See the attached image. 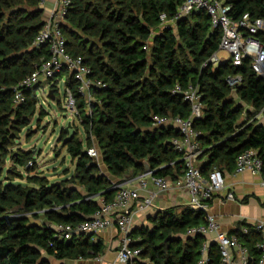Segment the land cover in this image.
<instances>
[{"label": "trees", "instance_id": "16d2710c", "mask_svg": "<svg viewBox=\"0 0 264 264\" xmlns=\"http://www.w3.org/2000/svg\"><path fill=\"white\" fill-rule=\"evenodd\" d=\"M183 1L70 0L60 23L67 51L81 56L106 86L93 91L96 101L91 102L90 112L74 91L86 136L82 141L76 131L60 130V140L75 159L68 185L32 173L34 153L18 145L21 132L31 131L28 126L38 99L36 86H16L46 54L30 47L43 23L41 0H0V264H75L95 257L102 251L100 240L93 241L86 233L62 238L53 225H76L93 215L98 196L105 202L113 198L111 177L120 181L125 175L143 173L144 162L153 174L171 180L182 174L183 162L171 143L179 132L170 124H152L153 115L189 117V103L171 92L176 84L193 86L200 97L202 113L192 126L201 149L197 158L201 172L206 174L212 167L231 171L236 156L253 148L264 173V124L255 118L240 120L243 113L249 114L247 107L264 111V78L251 69L248 58L237 66L229 59L209 61L218 50L220 28L211 24L204 10L178 17L172 25L170 20ZM223 1L230 5L232 18L247 13L251 21L264 24V0ZM161 13L167 22L160 21ZM255 37L264 46V26ZM236 74L241 81L232 89L226 79ZM66 84L74 90L69 76ZM15 89L23 96L19 103L13 101ZM51 89L57 100L56 86ZM44 115L39 108L36 122ZM91 137L108 175L86 153ZM7 160L11 165L5 167ZM16 212L29 215L14 216ZM149 221L150 227L130 232L131 246L141 248V257L147 258L144 264H199L204 237L185 232L204 223L201 211L168 207L150 215ZM228 233L247 247L248 264H258L259 230L239 221ZM206 257L204 264L218 263L215 243L208 245Z\"/></svg>", "mask_w": 264, "mask_h": 264}, {"label": "built area", "instance_id": "2783aa9c", "mask_svg": "<svg viewBox=\"0 0 264 264\" xmlns=\"http://www.w3.org/2000/svg\"><path fill=\"white\" fill-rule=\"evenodd\" d=\"M69 3L70 0H56L50 16L43 20L30 47L42 49L46 51V54L39 58L33 71L25 76L16 87H39L45 82L50 89L52 85L56 86V80L59 79L62 72L67 71V76L63 82L64 107L80 121L76 95L84 99L85 110L90 112L91 102L96 101L93 91L104 88L106 83L92 75L90 66L83 61L81 56L72 55L67 51L66 40L61 31L60 23L64 19ZM199 10H204L209 16L211 24L218 26L221 31L218 50L211 55L209 61L216 64L224 59H229L233 65L237 66L241 64L244 58H248L251 69L264 78V46L255 37L258 29L263 28V22L251 21L247 13L238 19L232 18L228 13L230 5L223 0H184L170 21L174 23L178 17ZM159 19L163 23L167 22L164 13L159 15ZM221 50L226 52V56L218 55ZM68 76L72 79L74 90L66 84ZM226 81L234 89L241 81V77L238 74L228 76ZM171 92L181 94L183 99L189 103V117L167 118L153 115L152 124H170L179 132L180 135L173 137L171 143L183 162L182 174L171 180L167 176L156 175L151 170H145L134 177L114 181L111 183V186L115 188L113 198L107 202H99L98 209L90 218L76 225L55 224L53 228L62 238H70L74 233L95 235L100 230L114 224L120 233V243L116 251L117 260L121 264H141V248L131 246L133 238L130 232L135 211L150 208L156 192L182 186L188 195L189 206L201 211L204 219V223L187 228L186 233L188 235L214 233L219 251L217 264H234L235 262L248 264L247 247L241 244L234 234L221 231L215 215L209 211L208 200L215 193L224 189L225 179L221 168L212 167L206 174H203L199 167L197 158L201 149L196 141L197 131L192 126L193 119L200 117L202 113L199 94L196 88L191 85L182 88L178 84L174 86ZM22 100L23 96L20 90L15 89L13 101L19 103ZM91 138V145L86 147V153L97 160L100 154L94 138ZM262 166V160L257 155L256 150L247 148L236 156L234 172L249 171L252 174H259L261 175V184L264 185ZM148 185H151L155 192L148 191L143 197L140 196V191L146 190ZM225 198L232 200L234 196L231 192H226ZM21 214L29 215L25 212H16L13 215L19 216ZM252 225L259 230V240L255 244L261 251L258 264H264V218L255 221ZM241 231L246 233L247 227L242 226ZM207 247L206 243L202 244V256L199 264H204L207 260Z\"/></svg>", "mask_w": 264, "mask_h": 264}, {"label": "crops", "instance_id": "0c3cea01", "mask_svg": "<svg viewBox=\"0 0 264 264\" xmlns=\"http://www.w3.org/2000/svg\"><path fill=\"white\" fill-rule=\"evenodd\" d=\"M55 2L56 0H42L41 8L43 20L50 16ZM262 111L263 110L258 111L255 117L257 118V122L264 124V112ZM97 163L100 172L108 175L102 160L100 159ZM223 174L225 179L224 189L215 193L212 198L208 200L209 211L215 215L220 230L228 233L235 228L239 221L252 224L264 218V206L259 204V201L264 202V185L261 184V175L252 174L249 171L235 173L234 169L231 171L223 169ZM127 177L130 176L125 175L120 181ZM111 180L114 182L117 181V178L111 177ZM79 189L82 191V188ZM148 191L155 192V189L151 185H148L146 190L140 191V196L143 197ZM226 192H231L234 199H226ZM96 200L98 203L103 201L100 196H98ZM180 206H189L188 195L182 186L156 192L153 204L150 208L135 211L131 231L143 226L150 227L151 223L149 221V216L155 214L159 210L168 207H175L177 210ZM149 224L150 226H148ZM185 235L190 236L186 232ZM203 237V243L207 245L215 243L217 246L214 233H207L203 235ZM92 239L93 241L100 240L102 242V251L95 257L79 259L74 262L75 264H121L116 257V251L120 243V233L114 224L92 235ZM51 261L56 262L52 258ZM145 262H147V258L140 257V263L144 264ZM234 264L239 263L235 262Z\"/></svg>", "mask_w": 264, "mask_h": 264}, {"label": "rangeland", "instance_id": "374dc122", "mask_svg": "<svg viewBox=\"0 0 264 264\" xmlns=\"http://www.w3.org/2000/svg\"><path fill=\"white\" fill-rule=\"evenodd\" d=\"M172 25H174L172 23ZM218 55H225L226 52L219 51ZM67 76V71H63L59 79L56 80V99L51 100L47 96L48 86L47 83H43L41 86L35 89V94L38 99L36 105L37 110L33 118L29 123L30 133L26 135L23 130L18 139V145L22 149H32L35 158V169L32 173H38L44 175L50 182L59 183L61 180H65L68 185H71L69 177L74 170L73 159L66 151V146L63 144V140H60V130L63 128L65 132L69 134L76 131L77 136L84 141L86 136L83 125L80 123L79 119H76L67 109L64 107V79ZM244 105V104H243ZM245 106V105H244ZM246 107V106H245ZM42 108L45 111V115L41 120L37 121L38 109ZM248 113H243L240 120H252L256 119V113L252 108L247 107ZM264 112V111H262ZM68 124H70L68 126ZM67 137L69 135H66ZM101 157L97 159L100 161ZM11 165L10 160H7L5 167ZM19 170L23 171L21 167ZM14 181H19L26 184V180L14 179ZM76 188H80L77 183ZM182 209V206L177 208V210ZM150 226V224L148 225Z\"/></svg>", "mask_w": 264, "mask_h": 264}, {"label": "water", "instance_id": "95a60500", "mask_svg": "<svg viewBox=\"0 0 264 264\" xmlns=\"http://www.w3.org/2000/svg\"><path fill=\"white\" fill-rule=\"evenodd\" d=\"M48 98L49 99H51V100H54L55 99V94H54V91H53V89H49L48 90ZM70 124H68V126H69ZM144 168H145V170H149V168H148V165H147V163L146 162H144ZM110 189H112V190H115V188L114 187H112V186H110ZM88 218H90V217H88ZM87 235H90V233L89 234H87Z\"/></svg>", "mask_w": 264, "mask_h": 264}]
</instances>
